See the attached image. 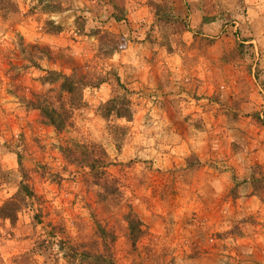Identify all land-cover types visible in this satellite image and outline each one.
Instances as JSON below:
<instances>
[{
	"label": "rangeland",
	"instance_id": "obj_1",
	"mask_svg": "<svg viewBox=\"0 0 264 264\" xmlns=\"http://www.w3.org/2000/svg\"><path fill=\"white\" fill-rule=\"evenodd\" d=\"M74 68L104 82L56 134L27 100ZM114 96L129 119L101 109ZM72 140L102 145L117 192L63 158ZM0 171V206L23 174L36 194L0 217V264H92L105 244L116 264H264V0H0Z\"/></svg>",
	"mask_w": 264,
	"mask_h": 264
},
{
	"label": "trees",
	"instance_id": "obj_2",
	"mask_svg": "<svg viewBox=\"0 0 264 264\" xmlns=\"http://www.w3.org/2000/svg\"><path fill=\"white\" fill-rule=\"evenodd\" d=\"M122 16L114 15V18L115 20H121L124 19ZM114 78L117 84L121 85L115 73ZM40 80L42 83L52 84L55 87L49 88L44 93H32L30 99L27 100L28 106L39 112L41 122L44 125L51 126L55 133L59 134L73 125V111L83 105V89L98 86L104 82V77L100 74L80 73L77 68H74L70 73L48 70L47 75L42 76ZM51 90L56 91L54 97L50 95ZM129 104L130 101L124 99V97L114 96L103 104L101 109L106 115L115 112L117 116L129 119L132 114ZM58 149L67 162L88 168L98 185L104 189L109 188L108 193L118 191L115 180L108 181V179L102 177L106 173V167L110 164L108 154L102 145L94 142L86 143L72 140L64 145H59ZM18 165L22 170L20 159H18ZM22 176L24 179L19 181L15 194L6 199L0 206L1 218L12 220L24 207L33 205L36 194L27 179L28 175L23 174ZM37 215L39 214L34 217L39 220ZM126 221L132 243L135 244L139 237L138 226L140 220L129 213L126 215ZM109 237L107 238L110 243L114 240V237L113 235H109ZM105 246L102 253L84 250L80 252V257L87 258L88 262L92 264H116L111 253V246L106 244Z\"/></svg>",
	"mask_w": 264,
	"mask_h": 264
},
{
	"label": "crops",
	"instance_id": "obj_3",
	"mask_svg": "<svg viewBox=\"0 0 264 264\" xmlns=\"http://www.w3.org/2000/svg\"><path fill=\"white\" fill-rule=\"evenodd\" d=\"M213 127H214V123H213ZM216 130V127H215ZM214 128L212 129V131H203L204 133V137L201 140H195L194 143L197 144L196 147V154L199 156L200 160H207L210 161V159H216L219 157L218 152L220 151V146L217 143V137L215 134H213V132L215 131ZM194 150L195 148L192 146L191 150ZM204 161V162H205ZM228 171H221L219 172V181H217L218 183H224V180L227 178ZM195 180V179H194ZM208 181H206V183H204V186H206L207 188L209 186H207Z\"/></svg>",
	"mask_w": 264,
	"mask_h": 264
}]
</instances>
